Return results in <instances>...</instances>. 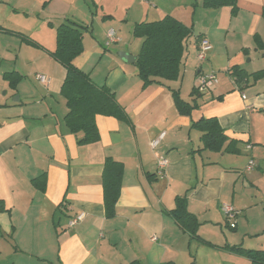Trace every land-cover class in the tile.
Segmentation results:
<instances>
[{
  "label": "crops",
  "instance_id": "0c3cea01",
  "mask_svg": "<svg viewBox=\"0 0 264 264\" xmlns=\"http://www.w3.org/2000/svg\"><path fill=\"white\" fill-rule=\"evenodd\" d=\"M23 1L0 0L1 34L24 36L30 31L42 38H30L38 46L33 48L22 40L13 42L14 37L0 43V79L5 90L0 98V240L19 244L14 245L15 259L20 252H29V258L40 264H180L175 254L168 256L179 239L190 238L167 214L176 208L178 198L186 199L188 211L200 224H220L222 216L226 219L221 209L226 204V178L233 177L231 206L244 210L234 192L241 186V171L243 181L250 183L243 188L248 198L242 201L250 204L261 198L264 203V77L252 83L248 77L242 85L233 80L236 88L217 96L222 100L209 106L200 101L203 94L194 87L198 93L192 96L191 92L192 101L187 103L197 106L184 116L174 104L172 90L178 89L169 82L144 86L135 63L119 54L120 60H115L104 49L101 62L112 59L106 64L107 73H101L98 65L83 70L97 86H107L116 95L128 122L97 116L100 140L81 145V135L72 134L64 121L69 111L61 95L66 70L50 56L56 49L55 27L66 20L79 24V13L72 15L78 0H35L40 7L37 18L12 22L17 14L11 4ZM150 4L147 16L161 9V19L170 15L181 21L172 9L164 11L158 0ZM102 12L99 19L104 25L115 22L116 17ZM238 12L233 19L246 15L251 22L242 38L248 43L243 48H255V36L264 43V0H238ZM107 31L108 37L111 30ZM199 42L196 38V52ZM125 48L123 52L137 58V50ZM258 63L264 70V61ZM14 72L23 77L15 90L5 79V74ZM202 72L200 68L196 73ZM40 74L49 82H39ZM201 118H217L229 138L226 146L231 144L238 152L203 150L202 133L193 126ZM164 132L166 136L153 149L152 141ZM157 154L168 160L162 176ZM226 157L243 158L245 166L226 165ZM108 158L124 166L116 216L111 219L106 216L102 181ZM251 160L254 167L249 170ZM43 175L42 191L40 182L34 181ZM81 214L82 221L70 226ZM188 245L192 249V243ZM48 251L51 257H46Z\"/></svg>",
  "mask_w": 264,
  "mask_h": 264
},
{
  "label": "rangeland",
  "instance_id": "374dc122",
  "mask_svg": "<svg viewBox=\"0 0 264 264\" xmlns=\"http://www.w3.org/2000/svg\"><path fill=\"white\" fill-rule=\"evenodd\" d=\"M150 1H76L72 9V15L79 13V25L85 28L89 27V31H83L84 52L77 58L78 61L74 62L75 65L81 70L94 69L98 65V69L101 73H107L109 66L106 64L112 61V59H105V61L101 62V53H104L106 49L112 52V58L115 60H120L118 56L119 52L127 51L126 48L122 50V47H126V45H129L133 51L137 50L136 53H139L143 39L133 35L135 24L146 22L148 19V21H152L151 19H153V21H159L163 15L161 9H158L151 10L150 12L153 11L152 15L147 16L146 6H148V8L152 7ZM158 1L160 7L163 8L164 11L168 9L167 11L169 12V9H172L171 12L177 15L185 25L192 29V36L188 41L184 62L181 67V77L178 81L168 83L173 88L180 90L181 97L184 101H192L191 92L193 88L196 87L202 92L203 95L199 99L202 103H207L206 106H209L211 102L219 103L217 96L236 88L235 84L232 82L234 80L233 76L235 69L243 70V72L248 71L250 73H248L250 78L251 75L260 71L259 68L261 66L258 62L264 61V51L258 50L256 45L255 48L251 49L243 48L244 45L248 43H245L242 38L246 37L244 32L248 28V23L249 27L251 23L246 15L241 18V20L236 21L233 17L235 18L238 16V10L233 12L232 9H226V7L207 9L203 5V0ZM35 2V0H26L21 3H12L11 6L17 11H15L17 15L14 14L15 17L12 18L11 21L15 22L14 19L17 18L22 20L23 23H26L37 18L35 11H38L40 7H38ZM155 5L153 7H155ZM102 11L116 17L115 22L104 25L99 19L104 13ZM71 19L73 20V17ZM60 24L61 23L55 27L56 33L57 27ZM107 30H113L116 33H119L120 30L122 31L120 35H117L118 39L121 41L118 44H111L109 48L106 46L109 42ZM28 33L29 34H24V36L11 35L9 33H7L8 36H6L7 34L3 35L0 33V43L10 42L11 39L15 40L13 42L18 43H20L21 40H29L30 38L36 40L34 36L36 37L38 34L30 31H28ZM199 36H205L212 45L211 52L207 54V60L203 62L199 61L195 47L196 38ZM7 37H14L16 39ZM38 38L42 40L41 37ZM23 42L28 45L25 41ZM24 49L31 50V48L26 46H24ZM185 59L187 60V65H185ZM2 67L10 69L6 64H2ZM200 68L203 74H216L217 83L214 85L215 87L212 92L211 90L204 91L199 88V75L196 72ZM231 73L233 75H231ZM253 81L254 79L251 80V83ZM1 86L2 80L0 79V98L3 97L5 93V90L1 88ZM227 158L228 157H226V165L228 163V165H236L235 167L238 168L245 166L243 158L237 160L233 159V161ZM158 159L159 157L157 154L155 160L158 161ZM240 173L242 183L234 192L235 197H237L236 203L244 210L238 211L232 206L238 213L235 220L229 221L227 218L224 219L221 215L220 224H200L198 230V236L200 238L193 240L187 237L185 241H180L181 239H179L176 243L177 246L171 248L168 256L175 254L176 260H178L180 264H249L246 258L232 250L233 247L243 246L246 249L257 250L260 249V247H264V203H261V198H257L256 202L249 198L252 201L250 204H247L246 201H242V199L248 198V195L242 194L243 188H249L250 183L248 181H243V172L240 171ZM231 178L233 177L226 178L225 204L230 206L232 205L230 199L232 198L234 188ZM253 204L255 206L251 207ZM231 224H234L235 227H231ZM189 242L192 243V249L190 245H188ZM180 243L184 244L180 247ZM14 245L19 246V244L15 242L12 243L6 240H0V264H40L37 263L36 260L29 258V252H20V257L15 259ZM54 250L53 248V252ZM46 257H51L50 251L47 252ZM164 264H169V262Z\"/></svg>",
  "mask_w": 264,
  "mask_h": 264
},
{
  "label": "trees",
  "instance_id": "16d2710c",
  "mask_svg": "<svg viewBox=\"0 0 264 264\" xmlns=\"http://www.w3.org/2000/svg\"><path fill=\"white\" fill-rule=\"evenodd\" d=\"M203 5L207 9L229 7L233 12L238 10V0H203ZM83 31H89V27H82L71 20L61 23L57 27L56 49L50 53V56L62 64L66 70L61 95L65 98L69 111L64 121L72 134L81 135L78 139L81 145L96 143L100 140L96 124L97 116L113 117L119 121L128 122L127 113L118 103L116 95L107 86H97L91 80L90 75L74 63L84 52ZM133 35L143 39L135 67L144 86L164 84L180 79L187 42L192 36L190 27L167 15L159 21L135 24ZM198 38L201 40L200 36ZM23 41L28 45L38 47L30 39ZM255 44L258 50L264 51V43L257 36H255ZM234 76L233 79L237 85L245 84L249 77L245 71L239 69H235ZM251 77L255 81L263 78L264 70L254 73ZM5 79L15 90L23 77L14 72L5 74ZM195 93H198L196 88L193 89L192 96ZM172 94L175 107L181 115H190L191 111L196 108V103L192 105L180 97L179 90H172ZM218 100L222 98L219 97ZM193 126L202 133L203 150L238 152L230 147L231 144L226 146L229 138L217 118H201ZM123 171L122 163L111 158L107 159L102 181L108 219L116 216V204L120 195ZM34 182H40L38 187L43 191L45 176L35 179ZM167 214L184 232L189 234L191 239L200 238L198 236L200 222L188 211L185 198H178L176 208L168 211ZM232 250L248 258L251 264H264L263 250H248L240 246H235Z\"/></svg>",
  "mask_w": 264,
  "mask_h": 264
},
{
  "label": "built area",
  "instance_id": "2783aa9c",
  "mask_svg": "<svg viewBox=\"0 0 264 264\" xmlns=\"http://www.w3.org/2000/svg\"><path fill=\"white\" fill-rule=\"evenodd\" d=\"M108 38H109V42L107 43V46H110L113 43H117L119 42V39L117 37V33L113 30H111L108 33ZM212 50V45L209 42L208 39L206 38H202L199 42L198 45V50H197V56L200 62L206 61L207 60V54ZM37 79L39 82H41L42 84H46L49 82L48 77L45 75H38ZM199 88L202 90H212L215 86V84L217 83V76L213 73V74H199ZM243 98H245V96H243ZM166 136V133H162L157 139H155L154 141H152L151 143V147L153 149H155L160 142L164 139V137ZM249 148V147H248ZM158 167H159V175H163L165 168L168 165V160L164 157L159 156L158 159ZM254 167V161H250L249 165H248V169L252 170ZM223 213L225 214L226 218L229 221L235 220L236 217L238 216L237 211L230 205H223L221 207ZM84 218V215H78L74 220H72L70 222V226H75L76 224H78L80 221H82V219ZM231 227H235L234 224H231Z\"/></svg>",
  "mask_w": 264,
  "mask_h": 264
},
{
  "label": "water",
  "instance_id": "95a60500",
  "mask_svg": "<svg viewBox=\"0 0 264 264\" xmlns=\"http://www.w3.org/2000/svg\"><path fill=\"white\" fill-rule=\"evenodd\" d=\"M119 56L121 59L125 60L126 62L130 64H134L136 62V58L128 53H119Z\"/></svg>",
  "mask_w": 264,
  "mask_h": 264
}]
</instances>
